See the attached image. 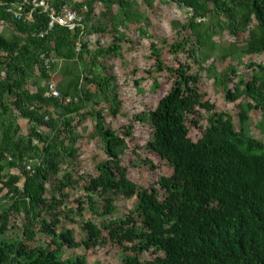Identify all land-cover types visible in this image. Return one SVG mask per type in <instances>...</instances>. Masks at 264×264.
Returning a JSON list of instances; mask_svg holds the SVG:
<instances>
[{
	"label": "trees",
	"instance_id": "trees-1",
	"mask_svg": "<svg viewBox=\"0 0 264 264\" xmlns=\"http://www.w3.org/2000/svg\"><path fill=\"white\" fill-rule=\"evenodd\" d=\"M22 1L0 0V25L7 28L6 34L0 32V190L6 191L0 201V264H87L84 256L72 254L63 260L60 253L107 244L122 250L119 264H264V144L246 134L250 111L261 115L264 131V62L250 63V72L244 75L236 76L233 68L212 73L225 100L238 111L239 130L231 115L216 112L205 100L200 76L192 68L196 64L202 69L206 48L223 33L234 42L233 50L223 51L221 57L264 56V0H168L190 16L177 30V38L166 44L174 67L163 61L162 49L151 42L153 63L146 75L166 72L170 87L152 111L140 112L123 125L122 137L105 127L100 111L90 113L85 106L96 102L112 119L121 115L119 88L103 60L118 54L123 43L133 45L119 27L135 25L152 40L145 25L148 18L134 10V0H56L52 2L56 8L63 4L75 11L86 8L84 32L55 25L41 37L48 18L39 10L31 21L14 19L7 12ZM141 1L151 6V0ZM107 30L110 43L101 46L96 41L91 50L87 37ZM51 57L75 66L64 67L56 85L66 104L46 97V86L40 83L50 80L56 67L54 62L49 74L44 69L42 58ZM153 86L157 90L155 81ZM200 110L212 114L204 126L197 119ZM89 116L95 119L106 159L95 164L82 187L87 197L75 201L76 218L88 210L98 218L111 215L115 206L106 198L110 193L135 198L136 205L124 218L104 226L94 218L82 220L85 237L78 239L71 229L61 226L59 231V209L66 207L68 191H75L81 179L68 161L77 157L78 123ZM75 119L79 121L74 124ZM20 120L30 125L24 136ZM137 121L149 123L152 140L144 149L168 170L149 188L132 183L122 163L126 138L132 137ZM153 168L161 169V164ZM6 169L18 173L6 175ZM93 197L104 205L99 208ZM14 229L19 235L8 239ZM38 234L44 237L45 248L30 246Z\"/></svg>",
	"mask_w": 264,
	"mask_h": 264
},
{
	"label": "rangeland",
	"instance_id": "rangeland-1",
	"mask_svg": "<svg viewBox=\"0 0 264 264\" xmlns=\"http://www.w3.org/2000/svg\"><path fill=\"white\" fill-rule=\"evenodd\" d=\"M134 1L136 2L134 10L139 11L142 15L148 18V22L145 23V25L147 26L148 34L153 35V39L150 40L146 38L135 25L127 24L125 28L119 27V32L124 33L125 36L133 42V45L123 43L122 49L118 54L108 55L103 60L105 67L114 77L115 83L119 88L120 99L122 101L121 115L112 119L106 113L107 108L103 104L96 105V102L86 104L85 106V109L90 113L100 111L104 118L105 127H109L116 131L121 137L125 133L123 125L130 124L133 117L140 112L147 114L152 111L170 87V82L166 78V76L168 77L166 72L155 73L152 76L146 75V72L152 69L153 63L150 59V43L154 42L162 49L163 61L167 63L169 67L173 68L175 65V59L172 54L169 53V47L166 44L177 38V30H180L181 25L185 24L187 18L190 16L187 9L180 8L178 4L172 3L168 0H151V6L146 5L141 0ZM117 13V7H113V14L116 15ZM96 16L97 19L100 17L99 10L96 11ZM203 22L208 25L210 19L206 18ZM6 30V26L0 25V32L6 34ZM108 32L109 30H107V33L104 35H92L87 37L86 42L90 49L94 50L96 48V41H99L101 46L108 45L111 41ZM186 34L189 35L190 32L188 31ZM162 40L166 41V43L162 44ZM233 42V38L226 33L216 36L213 38L211 45L209 44L206 48V54L208 57L202 62V69L196 64H193L192 68L194 73H198L200 76V85L206 93L205 100L215 106L216 112L231 115L235 129L239 130V124L236 118L238 111L234 104L225 100L220 88L214 83L212 73L214 72L215 74L233 68L237 71L236 76L244 75L250 72V63L258 64L264 62V56H244L239 59L235 56L229 58H227V56L226 58L221 57L223 51L233 50ZM199 56L202 59L204 58L203 53H200ZM180 59L184 60L185 57L180 55ZM55 63L56 67L50 74V79H53L57 85L62 79L61 73L64 67L75 66L72 63L63 61H55ZM76 68L77 71H80L82 65L78 64ZM207 69L212 70H210L209 73ZM132 70H134L135 73H131ZM143 77L146 79L144 80ZM236 80V78L233 79L234 82H236ZM153 81L158 85L157 90H155L153 86ZM46 82L47 80L41 81V86L45 85ZM232 87L233 86L230 85V88ZM91 90L94 91V88H91ZM211 115V113L209 114L204 110H200L197 114L199 124L202 126L206 125L207 119ZM77 121H79V119H75L73 123L75 124ZM19 124L21 126V135H26L30 125L22 120L19 121ZM78 124L80 140L76 145V148L78 149L77 157L73 161H68V163L69 169L75 171L77 176L81 179L79 180L78 188L75 189V191H68L69 195L66 199V207L59 209L62 223L58 229L60 231L61 226L63 229H71L75 238L83 239L85 234L80 228L82 220L94 218L98 226H104L108 221L124 218L132 212L136 205V199H126L122 196H114V194L110 193L106 198L112 199L113 205L115 206V211L111 215L98 218L92 215L88 210L82 213L83 216L81 218H76L74 212L77 208V204H75V201L87 197L82 187L88 183V177L93 174L95 164L106 159V156L101 149V140L94 129L95 119L89 116ZM260 125L261 115L256 111H250L249 120L246 125V134L264 144V131ZM134 128L135 131L133 132L132 137L126 138L127 149L124 152V156H122V163L124 166L128 167L127 177L132 183L136 184L139 188H149L159 176L168 175V170L166 166L163 165L164 163L159 162L157 156L144 149L147 143L152 140V132L149 123L137 121L134 122ZM135 154H137L138 157H135ZM146 159L152 164L147 162L144 163ZM158 164H161V169L153 168V166H157ZM64 168H66V166H63V169ZM17 173V170H5L6 175ZM21 182L19 183V186H21ZM5 192L6 191L0 190V201L3 199ZM93 198L94 201L98 203L99 208L104 205L100 198ZM12 222L18 223L17 219H13ZM18 235L19 230L14 229L8 233L7 238L13 240ZM30 246L32 248H45L46 241L42 235L38 234L35 242L31 243ZM72 254L76 256H84L87 264H119L123 258L122 250L115 244L101 245L88 251L83 248H78L76 250L62 249L60 258L65 260Z\"/></svg>",
	"mask_w": 264,
	"mask_h": 264
},
{
	"label": "built area",
	"instance_id": "built-area-1",
	"mask_svg": "<svg viewBox=\"0 0 264 264\" xmlns=\"http://www.w3.org/2000/svg\"><path fill=\"white\" fill-rule=\"evenodd\" d=\"M56 0H23L21 3L7 8V12L10 13L14 19L31 21L33 14L39 10L48 18L47 30L40 34L43 37L50 31L55 25L66 28L68 31L82 34L84 32V17L83 10L75 11L69 5L63 4L59 8H56L52 2ZM24 17V18H23ZM76 50L79 49V43L76 44ZM43 67L47 73L51 70V65L55 62L54 58H42ZM46 97L57 99L61 104L67 102L62 100L59 91L57 90L56 83L53 79L46 82ZM67 101H70L69 99Z\"/></svg>",
	"mask_w": 264,
	"mask_h": 264
},
{
	"label": "bare ground",
	"instance_id": "bare-ground-1",
	"mask_svg": "<svg viewBox=\"0 0 264 264\" xmlns=\"http://www.w3.org/2000/svg\"><path fill=\"white\" fill-rule=\"evenodd\" d=\"M49 73H50V72H49ZM49 73H48V74H49Z\"/></svg>",
	"mask_w": 264,
	"mask_h": 264
}]
</instances>
